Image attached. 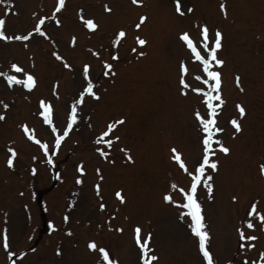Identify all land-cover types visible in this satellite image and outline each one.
<instances>
[{
  "label": "rangeland",
  "instance_id": "rangeland-1",
  "mask_svg": "<svg viewBox=\"0 0 264 264\" xmlns=\"http://www.w3.org/2000/svg\"><path fill=\"white\" fill-rule=\"evenodd\" d=\"M55 2L12 0L0 4L2 27L9 35L26 33L39 16L52 15ZM65 2L58 14L61 25L46 20L42 26L47 39L33 34L27 42L0 40V71L16 62L36 78L32 90L9 87L0 78V101L8 105L0 104L5 116L0 120V243L6 235L9 245L0 247V264L9 263L5 255L11 249L23 250L33 243L34 220L37 222L39 214L35 196L42 197L45 216L53 225L40 243L51 247L42 246L48 250L25 254L10 264H94L98 253L87 248L89 240L106 247L118 264H142L133 233L137 225L142 242L151 233L148 254L158 257L153 264H204L198 239L189 228L190 218L181 215L185 210L162 200L166 190L173 199L181 200L178 190L169 185L183 187L190 182L169 159V149L175 146L181 151L190 170L200 152L192 111L199 108L203 113L204 109L195 94L181 96L177 91L181 60L188 68L186 80L193 86L200 83L192 75L199 70L198 62L179 39V33L187 31L198 41L200 24L207 25L211 38L217 29L222 33L218 56L224 60L219 70L225 104L217 122L224 129L220 138L230 148L228 154L216 151L219 170L210 172L213 191L198 186L197 199L209 234L206 247L214 264H259L264 259L259 256L264 251V227L258 218L248 217L247 211L255 202L264 213V175L260 173L264 164V0H182L183 16L175 12L173 0H143L142 6L132 5L131 0ZM221 2L226 15L220 10ZM105 3L111 13L103 11ZM79 9L85 18L95 17L98 30L89 32L82 26ZM140 14L147 19L137 32L131 25ZM118 27H124L128 36L117 50L110 40ZM137 34L147 40L146 45H135L133 36ZM73 36L74 46L70 44ZM131 47L145 55H135ZM89 49L100 52V58L93 57ZM53 51L71 68L53 57ZM113 53L118 55L115 61L110 59ZM101 59L113 63L114 75L104 76ZM83 63L91 65L99 98H83L77 105L76 121L57 146L51 127L63 134L67 109L81 90ZM41 98L54 108L52 126L37 115ZM237 102L245 109L243 117L234 107ZM233 116L242 129L235 136L227 122ZM121 117L124 122L110 134L119 137L118 143L111 149L98 145L100 131ZM21 123L48 144L47 152L23 134L18 127ZM8 146L17 152L12 167L6 164ZM98 146L109 153L107 159L95 151ZM119 146L130 150L132 162L123 157ZM77 166L84 171H77ZM77 177L81 183H76ZM116 189H122L125 203L115 198ZM248 220L254 223L253 229L247 228ZM237 229L256 239H242Z\"/></svg>",
  "mask_w": 264,
  "mask_h": 264
},
{
  "label": "snow or ice",
  "instance_id": "snow-or-ice-1",
  "mask_svg": "<svg viewBox=\"0 0 264 264\" xmlns=\"http://www.w3.org/2000/svg\"><path fill=\"white\" fill-rule=\"evenodd\" d=\"M12 0H0V4H10ZM175 5V12L179 16H183L185 14L184 10L181 7L182 0H173ZM131 4L135 6H142L143 0H131ZM66 6L65 0H56L55 6L52 8L51 16H39L35 22L34 26L28 30L26 33H15V34H6L3 29L4 18L0 17V40L9 42V41H19V42H27L33 36V34H38L39 36L47 39V33L42 27L45 24L46 20L54 21L57 26L61 25V20L58 18V14L63 10ZM220 10L226 13L225 4L223 2L219 5ZM103 11L105 13H111L112 9L109 7L107 3L103 5ZM187 12L191 13L192 8L188 7ZM34 17L36 13L32 14ZM77 18L82 26L88 30L96 31L99 29V24L97 23L95 17L85 18L83 15V10H77ZM147 17L144 14H140L138 17V21L134 22L131 27L135 29L137 32L146 21ZM128 36V31L124 27H118L111 34L110 43L114 48H117L119 44H121ZM179 39L183 42L186 48L189 50L191 58L198 62L199 70L196 73H193V77L196 81L200 82L198 85L193 86L186 80L185 74L188 72V68L186 66V62L181 60L178 65V88L177 91L181 96H187L189 92L196 95V97L200 100V104L202 105L204 112L202 113L199 108H196L192 111V116L194 122L197 125L199 130V146L200 152L198 157L192 163L191 170L189 169L185 159L183 158V154L179 151L175 146L169 149V159L174 162L180 170L189 178V183H187L183 187H178L176 183H171L169 187L172 189H177L181 194L182 199L176 200L173 199V196L166 190L162 193V200L164 202L176 204L182 207L185 210V213H181V215H187L190 218L189 228L192 234L198 239V250L202 254L204 264H214L213 258L210 254V251L206 247V242L208 240V232L205 230V224L203 221L201 204L197 199V191L198 186L203 185V187L207 188L208 192L213 191V184L211 183L213 177L210 174L217 172L218 169V160L215 158L216 151L222 152L224 154H228L230 152V148L225 146L222 139L220 138L224 129L218 125L217 116L222 109V106L225 104V100L222 96V72L219 70L224 65V60L219 58L218 50L222 47V33L219 29L215 30L214 38L209 36V29L207 25L200 24L199 25V40L194 41L190 34L187 31H181L179 33ZM133 40L135 45L144 46L147 44V40L140 35H134ZM76 37L73 36L70 40V44L75 45ZM27 43H24V47H27ZM132 53L137 56L145 55L144 52L138 51L136 47H131L129 49ZM91 55L100 58V52L89 49ZM53 57H55L58 61H63L65 68H71V65L64 61V58L60 56L57 52L53 51L51 53ZM110 59L115 61L118 59V55L116 53L111 54ZM102 65V70L104 76L114 75V65L110 63L108 60H100ZM81 75H82V83L81 90L78 93L77 98L73 99L71 105L67 109L66 112V126L63 127V134H58V129L54 124V108L51 103L46 102L43 98L38 101V110L37 115L42 118V121L45 125L52 126L51 133L54 135V144L60 145L61 141L68 134L69 129L72 128L74 122L77 119V105L83 103V98L88 95L94 99H98V93L94 89L93 80L91 77V65L89 63H83L81 67ZM0 78H3L4 81L7 82L9 87L13 85L22 86L24 89L32 90L36 85L35 76L25 71L23 67H21L16 62H11L4 71H0ZM236 86L239 87V76L235 77ZM0 104H3L0 101ZM4 108H8L7 104H3ZM235 109L238 111L240 117L245 115L244 107L237 102L235 104ZM5 119L3 113H0V120ZM124 122L123 117L115 121H109L105 128L100 131L97 136V144L101 146H107L109 149L113 147L114 143H118V136H111L110 134L113 132V129L117 127V125L122 124ZM232 128L234 129L232 135L235 136L239 133L241 129V125L238 122V119L233 116L227 121ZM18 127L22 130L23 134L30 140L34 141L39 147L45 152L48 151V144L41 142V140L37 139L34 131L29 129L26 123H21ZM101 146L96 147L95 151L105 159L108 158L109 153L104 151ZM118 150L122 152L123 157L129 161H133V157L130 154V150L126 147L119 146ZM7 152L10 155L7 156L6 164L9 167L14 165V157H16L17 152L12 146L7 147ZM35 159V157H33ZM51 162V160L49 161ZM109 163H113L114 161L109 160ZM210 170V171H209ZM35 171V169H32ZM77 171L83 172L84 169L80 166H77ZM100 169L97 168L96 172L98 176L100 175ZM260 173L264 175V164L260 165ZM102 179V176H100ZM80 177L76 178V183H81ZM97 192H99L100 185H94ZM115 198L120 203L126 202V197L122 194V189H116L114 192ZM211 199V197H209ZM232 199L235 201L236 197L233 196ZM101 209L105 207L104 203L99 205ZM248 217L258 218L262 227H264V213L257 210V205L255 202L250 204V207L247 211ZM67 219V217H65ZM246 225L248 229H253L255 227L254 223L251 220L246 221ZM53 225L50 223L49 228L52 229ZM116 231H122V229L117 228ZM242 239L245 240H255V236L245 235L243 231L237 229ZM134 240L135 243L139 246L140 251V261L142 264H153L154 261L158 259L155 255L148 254L150 249L147 247L149 240L151 239V233H148L146 237L141 238V228L139 225L135 226L133 229ZM3 246L7 249L9 247L7 243L6 235L3 236ZM254 245L248 244L247 247L251 248ZM87 248L89 250H95L98 255L94 261V264H118V261L110 257V252L106 250V247H98L97 244L89 240L87 242ZM12 253L9 252V255ZM21 256L24 255L23 252L20 253ZM260 257H264V251L259 253ZM259 264H264V259L259 260Z\"/></svg>",
  "mask_w": 264,
  "mask_h": 264
}]
</instances>
